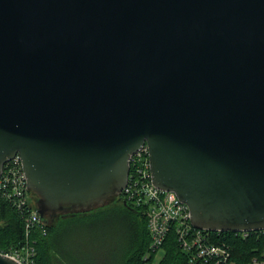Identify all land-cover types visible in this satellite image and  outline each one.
<instances>
[{
  "label": "water",
  "instance_id": "1",
  "mask_svg": "<svg viewBox=\"0 0 264 264\" xmlns=\"http://www.w3.org/2000/svg\"><path fill=\"white\" fill-rule=\"evenodd\" d=\"M145 144L196 227L264 230V0H0V177L19 154L43 223L120 201Z\"/></svg>",
  "mask_w": 264,
  "mask_h": 264
},
{
  "label": "built area",
  "instance_id": "2",
  "mask_svg": "<svg viewBox=\"0 0 264 264\" xmlns=\"http://www.w3.org/2000/svg\"><path fill=\"white\" fill-rule=\"evenodd\" d=\"M131 166L121 197L146 215L152 237V253L163 248L169 234L174 232L186 254L185 264H264V247L254 248L246 258L237 259L243 253L237 252L231 242L219 239L223 237L222 231L196 227L191 221L189 205L175 192L161 189L153 183L148 144L133 155ZM0 192L25 217L27 237L21 247L3 250L0 244V252L17 258L22 264H36L37 247L36 239L32 238L33 232L46 236L49 231L30 204L27 178L19 154L5 164L0 177ZM257 232L264 234V230L234 233L247 238ZM150 257L145 259L149 261Z\"/></svg>",
  "mask_w": 264,
  "mask_h": 264
},
{
  "label": "rangeland",
  "instance_id": "3",
  "mask_svg": "<svg viewBox=\"0 0 264 264\" xmlns=\"http://www.w3.org/2000/svg\"><path fill=\"white\" fill-rule=\"evenodd\" d=\"M147 228L142 216L121 202L62 219L50 233L56 264H128L149 238ZM164 254L163 248L147 250L143 258L152 259L145 264H160Z\"/></svg>",
  "mask_w": 264,
  "mask_h": 264
},
{
  "label": "trees",
  "instance_id": "4",
  "mask_svg": "<svg viewBox=\"0 0 264 264\" xmlns=\"http://www.w3.org/2000/svg\"><path fill=\"white\" fill-rule=\"evenodd\" d=\"M30 194V193H29ZM31 195V194H30ZM30 201L32 202V197L30 196ZM121 202L129 210L140 214L148 227V221L146 215L139 209H135L120 199V201L112 202L110 205L103 208H108L114 203ZM100 208V209H103ZM96 209L88 212H80L75 216L87 215L89 213L96 212ZM56 225H48V235L44 236L38 231H34L32 238L36 239L37 255L36 264H56L55 255L52 251V240L50 239V233L56 227H58L62 221L59 220ZM147 234L149 238L145 240L141 249L134 255H132L128 264H145L147 261L143 258L145 252L150 249V242L152 240L149 227L147 228ZM222 236L220 240H226L231 242L237 252H241L242 257H237V259H243L247 257V254L253 251L254 248L264 247V234L257 232L255 235L249 236L247 238L241 235H236L234 232H221ZM26 228H25V217L23 214L11 203H9L0 192V244L3 250H7L10 247H21L26 241ZM164 257L161 259L160 264H185L186 254L179 246L177 239L175 238V233L171 232L167 237L165 244L163 246ZM152 259L150 257L149 261Z\"/></svg>",
  "mask_w": 264,
  "mask_h": 264
}]
</instances>
